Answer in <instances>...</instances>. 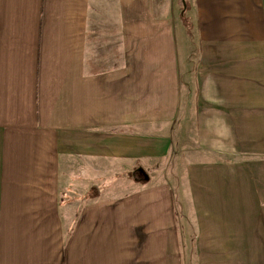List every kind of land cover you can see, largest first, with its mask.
Wrapping results in <instances>:
<instances>
[{
	"label": "crops",
	"instance_id": "0c3cea01",
	"mask_svg": "<svg viewBox=\"0 0 264 264\" xmlns=\"http://www.w3.org/2000/svg\"><path fill=\"white\" fill-rule=\"evenodd\" d=\"M184 1L0 0V264H264V0Z\"/></svg>",
	"mask_w": 264,
	"mask_h": 264
},
{
	"label": "rangeland",
	"instance_id": "374dc122",
	"mask_svg": "<svg viewBox=\"0 0 264 264\" xmlns=\"http://www.w3.org/2000/svg\"><path fill=\"white\" fill-rule=\"evenodd\" d=\"M191 0H185L184 7L186 5L192 6ZM185 14L183 15V19H185ZM189 26L193 28V32L195 35V27L193 18L191 19L189 16ZM196 37V36H195ZM183 119V118H182ZM174 135H176L172 139V153L166 157L164 160H161L157 162L156 169H159L161 174H164L165 177H168L171 179V181L174 183L175 186H177L178 194H180V181L185 178L186 171L185 167L190 161H193L196 157L195 153H198V148L195 146V140L192 138L193 136V123H192V116L188 115L183 121L181 120L178 123V128L175 131ZM202 152V151H201ZM148 174V172H147ZM162 176V175H160ZM127 177V176H124ZM140 178V177H139ZM74 184L72 187H68L64 189L63 193V205L75 202V209L77 211L78 209V201L79 199H76V197L80 198L81 194H83L84 190L86 193L89 194V196L97 197L103 193L106 192L108 188H111L114 181L113 179H110L109 177L105 179V181L101 182L100 185H95L94 183H100V181L94 179L92 177V180H86L85 185L82 183L73 182ZM182 191L184 189L183 182H181ZM126 188H123L124 190ZM121 190V188H119ZM119 192L118 190H116ZM73 204V203H72ZM81 205V202H80ZM178 212V216L182 215L184 217L185 208H180L179 206L176 208ZM183 236L182 240H184V246L186 248V251H182L183 254L186 256L185 260L187 264H195L194 257V250H190L191 245L188 241L189 237L192 238L193 235V227L192 224L184 225L183 226ZM184 248V247H183Z\"/></svg>",
	"mask_w": 264,
	"mask_h": 264
}]
</instances>
